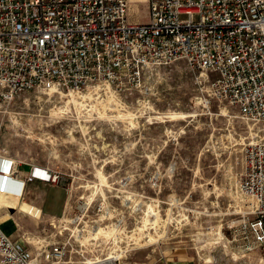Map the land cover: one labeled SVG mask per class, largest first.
<instances>
[{"label":"rangeland","instance_id":"rangeland-1","mask_svg":"<svg viewBox=\"0 0 264 264\" xmlns=\"http://www.w3.org/2000/svg\"><path fill=\"white\" fill-rule=\"evenodd\" d=\"M150 17L149 5L132 4L131 21ZM205 77L182 60L150 70L128 96L93 85L0 107L1 154L49 167L69 192L55 221L15 212L14 237H29L32 251L37 239L61 242L64 264L119 254L121 264H163L185 249L197 264H264L261 250H246L256 218L239 189L245 148L263 132ZM107 227L116 235H97Z\"/></svg>","mask_w":264,"mask_h":264},{"label":"built area","instance_id":"built-area-1","mask_svg":"<svg viewBox=\"0 0 264 264\" xmlns=\"http://www.w3.org/2000/svg\"><path fill=\"white\" fill-rule=\"evenodd\" d=\"M148 3L150 21L138 23L128 0H0V107L27 92L80 95L93 85L128 96L150 70L186 61L206 75L213 96L263 132L245 148L239 189L256 218L246 250L264 249V0ZM13 164L0 151L5 182ZM31 175L61 179L49 167L33 166ZM30 243L0 228V264L65 263L61 242L37 239L34 251Z\"/></svg>","mask_w":264,"mask_h":264},{"label":"crops","instance_id":"crops-1","mask_svg":"<svg viewBox=\"0 0 264 264\" xmlns=\"http://www.w3.org/2000/svg\"><path fill=\"white\" fill-rule=\"evenodd\" d=\"M130 9L132 4L149 5L148 0H128ZM130 14V11H129ZM139 23V22H138ZM46 168L45 166H36ZM33 166L26 165L21 167L14 162L11 165V170L15 174L11 175L5 182L0 175V228L9 235H14V230L17 227L15 221V212H24L34 218L39 217H60L68 210L69 192L61 183L46 182L40 179L33 178L31 170ZM10 170V168H7ZM24 180V188L22 183L19 184L17 179ZM24 202L33 205L32 211L28 213L23 211ZM261 250V251H260ZM264 253V249H259V253ZM263 256V255H262ZM264 261V258L261 257ZM262 263V262H261ZM163 264H197V257L187 249L181 250L169 259H164Z\"/></svg>","mask_w":264,"mask_h":264},{"label":"bare ground","instance_id":"bare-ground-1","mask_svg":"<svg viewBox=\"0 0 264 264\" xmlns=\"http://www.w3.org/2000/svg\"><path fill=\"white\" fill-rule=\"evenodd\" d=\"M74 96V95H73ZM75 98L76 97H74V99H73V102L75 103V105L76 106H78V103H77V101L75 100ZM83 106V105H82ZM81 106V107H82ZM85 106V105H84ZM83 108V107H82ZM168 115H166V116H164V115H162V116H158V118H163V117H167ZM168 117H179L177 114H171V116H168ZM11 177V176H10ZM117 230H115V229H112V228H99V229H97V235H99V234H102V235H106V236H112V235H116V232ZM152 239V238H151ZM140 240V239H139ZM115 254V253H114ZM119 254V253H118ZM116 255V254H115ZM122 258V256H121V254H119V255H116V256H112L109 260H107V258L106 259H102V260H106V262H107V264H112V262L116 259H121ZM99 261H101V259H98L97 261H90L89 260V262L88 263H91V264H93L94 262H96V263H98ZM212 262V259H208V260H206V263H211Z\"/></svg>","mask_w":264,"mask_h":264}]
</instances>
